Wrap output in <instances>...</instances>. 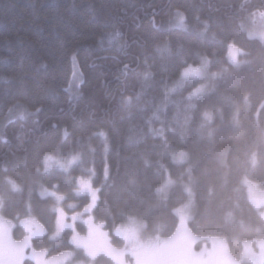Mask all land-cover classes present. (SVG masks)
Listing matches in <instances>:
<instances>
[{
    "label": "trees",
    "instance_id": "1",
    "mask_svg": "<svg viewBox=\"0 0 264 264\" xmlns=\"http://www.w3.org/2000/svg\"><path fill=\"white\" fill-rule=\"evenodd\" d=\"M262 11L264 0H0V211L14 238L33 218L46 233L31 248L75 250L71 230L53 238L56 202L41 193L65 196L72 215L89 202L77 193L88 176L92 216L126 262L115 230L135 220L146 238L170 236L187 190L197 247L220 237L237 258L264 237L244 185L264 188V43L246 32ZM205 58V80L177 84ZM74 153L69 170L45 171L46 157Z\"/></svg>",
    "mask_w": 264,
    "mask_h": 264
},
{
    "label": "rangeland",
    "instance_id": "2",
    "mask_svg": "<svg viewBox=\"0 0 264 264\" xmlns=\"http://www.w3.org/2000/svg\"><path fill=\"white\" fill-rule=\"evenodd\" d=\"M257 17L260 19H258ZM253 21L254 22L252 23V25L249 28H246L247 35L249 36V34L251 33V37L257 38L262 43H264V40L261 39V34L264 33V19H262L258 14L256 18L253 19ZM226 59L231 64L238 65L239 62H241V51H239V53L235 57L236 63H233L230 50L229 48H227ZM201 66H190L185 69H199L201 68ZM184 70L180 74V79L177 82L178 85H182L186 82V80L189 79H195V81H198L204 78L205 80L206 67L203 69L202 76L197 75L193 72H188L187 75H184ZM72 79V82H79V72H74ZM198 88L202 89L199 93L202 94L203 91H205V84H200L196 89ZM196 89H194L192 92H194ZM73 157H75V159H73ZM46 158H49L47 159V168H56L67 171L78 161L79 156L78 153H74L66 156L64 155L63 157L48 156ZM69 161L72 162L69 164ZM61 165H64L65 167L62 168ZM89 178L90 176H88V178H77V189H79V180H83L91 184ZM244 185L246 188L248 200L255 209L259 210L260 215L264 220V188L260 186V184L249 181L247 179H244ZM92 188L95 189L93 186ZM51 193L56 192L45 191L41 193V195L52 197L56 202V206L59 204V206L62 207V201H57L56 196L52 195ZM77 193L79 195H87L89 199L88 203L91 202L90 193L86 189L80 190ZM186 194V201L179 204L178 208L176 209V230L170 236L166 238H146L142 234V226L135 220H130L125 225L119 226L118 228L121 229L120 233H117L115 230V233L123 241L124 252L127 256H131V261L124 262L122 252H120L119 262L116 259H113L111 256H107L104 254H99L95 257H92L89 256L82 248H78L75 244H73L75 250L63 251L52 256L47 255L44 251L46 254V259L51 260L55 257L56 264H94V260L97 257H105L109 264H264V237L260 239H247L242 244L241 254L237 258L232 256L228 252L225 247L224 239L220 237H211L208 239V241L203 242L201 246L199 245V247H197L198 244L195 245L196 239H192L189 231L186 229L192 213V207L194 205V199L191 192L187 190ZM56 195L59 194L56 193ZM77 213H79L80 215L78 216L74 226L76 228V234L78 236L83 238H86L88 236V225L85 224L84 221L88 220L89 217L92 218L93 223L99 228L100 231L106 232L102 229L101 225L94 220L91 212L85 214L83 209L82 211ZM71 216L72 215H68L69 219L67 222L69 224L73 223L71 220ZM29 219L36 221L33 218ZM77 223L81 224L84 227V232L81 233L77 230ZM18 224L25 231V235L21 239L14 238V224L6 220L1 215L0 211V264H16V257L19 251L17 245L24 241L25 237L29 236V233L25 229L24 223L20 221L18 222ZM43 235L37 234L30 237L28 245L24 247V256L20 261V264H27V262L36 264V260L32 258V252H40L42 250L31 248V242L34 238ZM109 242L112 244L110 239ZM112 246L115 249L119 250L114 244H112ZM78 253L81 254V258H77Z\"/></svg>",
    "mask_w": 264,
    "mask_h": 264
},
{
    "label": "snow or ice",
    "instance_id": "3",
    "mask_svg": "<svg viewBox=\"0 0 264 264\" xmlns=\"http://www.w3.org/2000/svg\"><path fill=\"white\" fill-rule=\"evenodd\" d=\"M256 14L253 13V16ZM259 16L264 19V11L259 13ZM183 19V17H182ZM205 27H208L209 22L205 21ZM249 38H251V33L249 34ZM261 39L264 40V33L261 34ZM228 48L231 53L232 62L236 63V55L239 53L240 49L237 48L234 43L230 42L228 43ZM208 60L205 58L204 65L201 66L199 69H185L184 75H187L188 72H193L197 75L202 76L203 69L207 66ZM125 67H128V65H125ZM202 89L198 88L194 92L189 93V98H192L200 93ZM47 159L45 160V171H47ZM75 159V157H73ZM72 161H69V164ZM61 167H65L64 165H61ZM106 172H107V165H106ZM79 189H77V192L80 190L86 189L91 196V202L87 204V206L84 208V213L88 214L93 211V209L96 207L98 202V191L99 189H93L91 184L89 182L79 180ZM13 190H18L15 185H13ZM52 195L56 196L57 201H63L65 199V196L63 195H56V193H51ZM74 206L69 204L68 208L72 209ZM55 212V230L53 234V238L58 237L65 229H71L72 230V237H71V243L75 244L78 248H82L89 256L95 257L99 254H104L107 256H111L113 259H116L118 262L120 261V250L115 249L112 244L109 242V233L100 231L99 228L93 223L92 218L89 217L88 220H85L84 223L88 225V236L86 238L80 237L76 234V228H75V222L80 215L79 213L73 212L71 216L72 224H69L67 221L69 219L67 212L65 209L59 204L54 208ZM25 225L26 231L29 233V236L25 237V240L22 241L19 245H17V248L19 249L17 257H16V264H20V261L23 259L24 256V247L28 245L30 237L34 235H43L46 233L45 226L38 222L33 221L31 219H26L22 221ZM117 233L121 232L120 228L116 229ZM32 258L36 260V264H56V258L54 257L51 260L46 259V254L44 251L32 252Z\"/></svg>",
    "mask_w": 264,
    "mask_h": 264
}]
</instances>
